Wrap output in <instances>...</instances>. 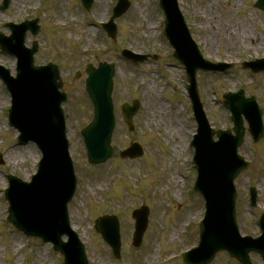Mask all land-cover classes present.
<instances>
[{"label": "rangeland", "instance_id": "rangeland-1", "mask_svg": "<svg viewBox=\"0 0 264 264\" xmlns=\"http://www.w3.org/2000/svg\"><path fill=\"white\" fill-rule=\"evenodd\" d=\"M129 1L128 11L115 20V41L109 39L100 26L110 16L115 0H94L88 12L82 9L79 0H10L8 8L0 11V32L9 34L4 26L6 23L38 19L39 32L35 37L27 33L25 45L30 47L33 41L37 42L35 65L51 61L59 66L61 91L67 96L62 108L69 152L77 179L74 197L68 204L69 218L84 244L89 264H182V254L198 242L199 212L202 213L203 203L192 191L195 176L190 160L184 164L187 153L176 152L177 137L169 130V124L178 120L181 128L189 130L192 126L196 128V124L187 99L183 68L172 57V48L162 35L158 0ZM254 2L179 0L180 9L203 56L212 62L234 64V68L224 75H197L203 109L215 129L232 126L230 113L224 109L221 97L223 93L239 88L244 90L246 97H255L262 109L264 125V73L252 74L240 65L243 61L264 58V11L255 8ZM240 23L244 28L239 27ZM122 49L154 55L156 59L149 58L134 65L120 56ZM102 61L113 63L115 67L112 98L116 124L111 142L114 152L106 163L93 166L87 162L80 136V130L92 119V109L83 89L84 67ZM0 65L15 75L14 57L0 53ZM77 70L81 72L78 78L74 77ZM1 83L0 80L3 98H0V154L3 161L0 164V264H61V256L55 254L50 245L25 237L5 220V175L29 180L36 170L40 153L32 143L25 146L15 144L17 132L8 126V107L3 109L11 99ZM133 99H138L141 107L133 118L134 131L128 132L119 107ZM4 100L5 103L1 104ZM153 104L155 108L162 105L163 111L155 112ZM132 142L143 148L142 157L120 159L118 152ZM239 153L249 162L248 169L235 180L239 233L255 238L260 235L256 220L264 212V137L252 145L246 133ZM182 171L187 182L185 191L179 195L177 174ZM250 186L257 192L255 208L248 204ZM140 206H145L151 217L141 246L134 248L130 242L129 221L132 210ZM103 214L120 218L119 260L113 258L109 247L94 233L92 222L97 215ZM182 222H186V228L180 238L166 244L169 235L178 231ZM171 254L176 260L171 259ZM249 256L252 263L261 264L257 254L250 253ZM211 264L238 263L220 252Z\"/></svg>", "mask_w": 264, "mask_h": 264}, {"label": "water", "instance_id": "water-1", "mask_svg": "<svg viewBox=\"0 0 264 264\" xmlns=\"http://www.w3.org/2000/svg\"><path fill=\"white\" fill-rule=\"evenodd\" d=\"M92 0H84L85 8H89ZM160 7L166 15V35L171 44L176 49L174 56L181 62L185 63L191 76L190 83L195 88L194 77L198 69L203 71H227L231 66L203 65L196 56L195 48L189 39L183 21L181 20L176 9L174 0H160ZM257 7L264 8V0H259ZM128 3L122 1L115 10V17L121 15ZM27 25H25L26 27ZM110 35L114 36V27L111 25L105 27ZM14 32V27H12ZM37 30V29H36ZM35 31V29H34ZM12 38L9 39L12 40ZM192 46L191 49L190 46ZM13 45L9 46L4 38L0 35V47L5 51L12 53L19 59L18 84L10 85L9 88L14 97V105L10 111L12 125L21 131L19 142H26L28 139L36 141L42 148L44 158L39 165V172L33 178L30 185H20L19 180H12V189L8 190L9 201L11 203L8 221L28 236L40 238L43 243L50 242L53 250L63 255V264H87L83 248L78 243L76 237L68 231L65 218V204L69 200L74 182L71 175V169L66 158V146L64 142L63 124L59 105L64 100V96L57 94V89L61 87L56 83V67L48 66L46 68H34L32 66V52L26 56L19 45L13 50ZM123 55L134 61H142L145 57H137L129 52L124 51ZM264 64V62H262ZM257 71L259 68L251 66ZM261 69H264L261 68ZM89 78L87 79V91L89 92L94 105L95 116L93 123L83 133L87 144L88 156L93 163H100L107 160L112 150L109 147L110 135L113 127L112 105L110 100L111 77L113 75L112 67L107 68L100 65L97 70L92 67L87 68ZM196 91V89H195ZM195 93V92H194ZM235 101H242L239 96L229 98ZM233 110V120L236 124L235 132L237 136L232 140V151L235 155L236 147L242 143L243 129L240 121H237L239 111H236V103L230 105ZM138 104L135 102L132 107L124 105L122 107L125 121L129 128L131 116L137 111ZM238 122V124H237ZM250 133L253 142L256 143L263 136V128L260 121V112L257 111L253 120H250ZM218 136H223L216 132ZM225 138H222L217 144L218 152L228 146ZM142 149L132 144L127 150L120 153L122 158L139 157ZM236 157V156H235ZM197 160L199 163L200 173L206 171L207 176L201 175L198 180L197 190H199L208 201V216L202 225V247L196 250L193 258L184 259V264H209L215 253L221 249L227 250L229 255L241 264H251L248 259L250 248L243 250L236 249V223L234 214V199L232 181L236 175L246 168V164L240 165L241 159L236 158V168L228 176V185L230 194L227 198L217 200L216 192L213 194L204 186L207 180H210L212 169L224 170L225 172L232 168L230 154L224 152L221 157H214L207 154L202 147H198ZM239 165V166H238ZM23 184V183H22ZM215 187H217L215 185ZM218 187H221L219 185ZM205 191H204V190ZM212 190V189H210ZM204 191V192H203ZM224 195L223 191H220ZM136 218L135 241L138 243L146 227V213L141 214L136 211L133 214ZM105 224L97 223L96 229L107 240L118 255L119 240L116 222L112 219L103 220ZM262 230L264 231V216L262 217ZM67 234L69 241L66 244L61 242V236ZM214 237L219 240L218 243L209 244V238ZM234 240L233 244L225 241V238ZM205 249L208 253L203 254ZM259 252L264 262V250H255ZM200 254L199 257L195 255Z\"/></svg>", "mask_w": 264, "mask_h": 264}, {"label": "bare ground", "instance_id": "bare-ground-1", "mask_svg": "<svg viewBox=\"0 0 264 264\" xmlns=\"http://www.w3.org/2000/svg\"><path fill=\"white\" fill-rule=\"evenodd\" d=\"M99 19V16L97 18V20ZM239 27H242L244 28V24L243 23H240L239 24ZM150 90H154V87H150ZM0 98H2V96L0 95ZM5 103V100L1 102V104H4ZM153 106V110H155V112L157 111H163V106L162 105H158L156 108H155V104L152 105ZM152 112V110H151ZM181 124L178 123V120H172L170 121V124H169V130H171V132H173L176 137H177V145L175 146V149L177 150L176 152L178 153H184L185 150H186V143L188 141V138H189V135H190V132L191 130H189L188 128H181ZM180 181V180H179ZM183 186V184H182ZM196 214V213H194ZM184 226V224H180V228L179 230ZM178 232L175 230L173 234H171L168 238L169 241H174V239L176 238Z\"/></svg>", "mask_w": 264, "mask_h": 264}]
</instances>
